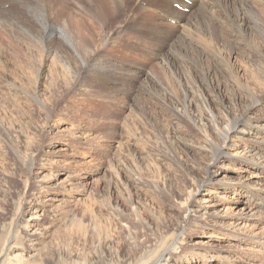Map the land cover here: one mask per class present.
<instances>
[{
  "label": "rangeland",
  "instance_id": "rangeland-1",
  "mask_svg": "<svg viewBox=\"0 0 264 264\" xmlns=\"http://www.w3.org/2000/svg\"><path fill=\"white\" fill-rule=\"evenodd\" d=\"M49 1L56 9H33L39 24L44 11H52L61 26L70 20L88 57L89 31L94 29L101 41L92 47L100 53L81 72L70 73L64 85V60L43 56L48 34L39 41L24 35L21 44L0 38L5 43L0 44V264L11 246H34L39 255L58 245L72 246L82 256L102 252L110 261L116 252L120 264H137L161 258L175 249L174 241L183 243L184 250L171 264H264V194L253 199L231 190L243 168L255 170L253 166H245L240 157L231 163L225 156L219 182H206V166L222 151H217L222 141L217 129L233 126L237 113L230 94L224 91L221 97L214 85L262 92L264 85L252 69L234 74L227 61L194 62L198 54L186 55L181 37H192V44L209 54L214 48L204 34L193 30L169 38L167 33L177 30L168 26L158 33L162 47L140 44L139 55L130 58L118 44L127 35L117 31L124 12H117L111 1L104 0L91 13L86 8L90 0H68L71 9L64 0ZM137 15L136 25L146 30L143 16ZM245 18L251 25L253 16L246 11ZM107 33L115 45L106 42ZM259 101L242 117L246 130L264 117V96ZM242 136L237 134L241 143L256 149L254 158L264 153V133ZM258 172L253 188L264 179ZM195 189L200 192L193 209L202 204L212 214L195 212L189 222L187 201ZM30 203L32 212L24 218V206ZM233 207L240 216H223ZM244 232L262 239H246Z\"/></svg>",
  "mask_w": 264,
  "mask_h": 264
},
{
  "label": "bare ground",
  "instance_id": "bare-ground-1",
  "mask_svg": "<svg viewBox=\"0 0 264 264\" xmlns=\"http://www.w3.org/2000/svg\"><path fill=\"white\" fill-rule=\"evenodd\" d=\"M64 1L66 4V9H71L70 2H68V0H64ZM109 1H111L115 5L114 9H116L117 12L119 13L121 11L124 12L123 14L124 19L121 22L122 24L117 28V31L121 33L125 30L127 31V35L125 38L120 40L121 42L118 44L120 45L122 52L126 54L128 57L133 58L134 56L139 55L138 45L140 44H143L144 47H147L148 45L162 47L163 44H162V40L160 39L161 36H159L158 33H160L161 30L163 31V29H165L166 26L177 30V31L174 30L169 31L167 33L169 38H171V35H174V33L176 32L179 33L183 32V34L184 32H190V34L192 35L193 30H197L202 34H204V36L206 37L205 43L208 42L209 45L214 48V50L209 49L208 52L209 54H207L205 48L199 46L196 47L192 44L193 43L192 37H190L189 40L186 41L185 38L182 36L181 37L182 42L187 43V47H185L186 48L185 54L186 55H193L195 53L198 54L196 58H192L194 62H196V60H198L199 58L201 59L215 58L216 60L219 59V61H227L231 65V72L234 74H240L242 68H246V69L251 68L252 72H254V77L257 80H260L264 85V0H109ZM103 2L104 0H90L89 2H86L87 4L86 8L90 9L89 12L91 13L93 12L92 11L93 9H100V4ZM33 9H56V7L55 4L50 3L49 0H0V38H4L2 36L4 35L7 36L8 39L13 41L15 44L16 43L21 44V39L24 35L28 34L30 37L33 38V40L39 41L42 38H44L46 34H48L49 38L46 41L47 50L45 49L43 50V56H45L46 59L48 57H51L53 59H59L60 61L64 60L61 68V75L64 76L63 78L65 80L64 83L65 85L67 84L66 82L70 81V73L76 75V71L81 72L84 66H87L90 62L95 61L96 60L95 58L99 56L100 53L99 49L93 48L92 44L97 40L101 41V36H99L100 34L97 36L93 31L94 29L90 27L92 30L89 31L91 44L88 45L90 52L88 57L87 55L82 53L79 48V41L77 39V36L75 32L72 30V27L70 28V24L67 23L70 20H68L65 25L61 26L55 21L56 18L54 17V13L52 11H44L45 13L44 19H41L43 17V14L40 13L41 14L40 22L43 24L41 26L34 17ZM246 11L253 16V22L251 23V25H249L247 19L245 18ZM138 12L140 13V15L143 16V20H145V25L142 27H144L146 30H141L138 27L139 25L138 26L136 25V19H138L137 17L139 15V14L137 15ZM176 20H179L181 22V25L180 24L174 25L172 23L175 22ZM234 32L236 34H234ZM226 34L228 36H226ZM59 37H61V42H58ZM106 42L109 45H115V41L112 40V34L110 33L106 34ZM226 43H228L227 50L225 49ZM0 44H2L3 46L5 43H2L0 41ZM1 56H2V49H0V57ZM238 60L243 63L239 65ZM199 61L201 60L199 59ZM232 85H233V89L230 88L228 84L222 85L221 83H216L214 85V90L217 92V94L221 95L224 91L230 94L231 99L237 105V113L231 118L232 120L231 122L233 126H230L229 128H224V126L223 127L221 126L222 128L217 129L219 133L222 134V141L218 146L219 150L217 149L216 150L219 152L221 150L222 151L217 158H214L206 166L207 169L206 182L210 184H216L219 182L220 180L219 175L221 173L220 169L223 167L222 165L226 163V160L224 158L225 156L226 159L229 160L231 163H236L237 160L239 159H235V157H240L241 160L245 162V166L250 167L251 165L255 170L251 169L248 171V168H243L242 171H244V173H241L238 180H236L235 184L231 185L232 192L233 191L238 192L241 190L240 193L244 196H248L249 198H253V199L261 198L262 194H264V188H263L264 179L261 180L257 179L256 185L259 186L257 187L255 186L256 188H253L252 186L255 185L253 184L255 183L253 181V177L257 169L259 171L258 173L264 175V153H259V156L257 158H254L251 153L253 151H256V149L255 148L252 149L250 148L251 146L248 147L245 145V143H241L240 139L237 138V134L242 133L243 134L242 137H244L245 133L251 134L257 130L258 131L260 130L262 133H264V125L262 124L264 117L263 118L260 117L259 121L256 124L251 123L249 126L250 128L248 130L244 129L241 126L243 124L241 122L242 117L246 115L250 111V109L255 105L254 102L258 101L260 103L259 98L261 96H264V88L262 92H257L256 90H252L249 87L250 93H244L242 89L237 88L234 84ZM248 95H250V97H248ZM248 98H250V101L248 100ZM212 102L213 101L211 100L210 103L211 106L213 105ZM207 140L209 143L208 146L210 148L212 146V141L209 138ZM263 142H264V138H263ZM217 151H215V153ZM201 185L199 184L198 186L201 187ZM242 190L245 191L242 192ZM199 192L200 189H195L192 193H189V197L191 196V199L187 201L188 209L186 210V215H185L186 221H188L192 217L195 218L196 216L195 212L198 211H202V213H204L203 214L204 216L206 214H212L211 209L202 204H200L199 209L197 210L193 209L192 205L194 204V202H198L197 196L199 195L198 194ZM262 199L264 202V198ZM247 207L249 206L247 205ZM24 209L26 210L22 213L23 215L21 213L20 214L24 216V218H26V216L32 212V203H30V205L29 204L25 205ZM217 215L218 214L216 213L215 217ZM234 215L240 216L239 213L235 211V207H233L232 211H226L223 214V216H225L226 218L227 216L233 217ZM262 217L263 215L258 212L257 218H259L260 220ZM205 222L207 221L205 220ZM214 223L219 224L220 221L215 220ZM32 225L33 223H30L29 227H32ZM246 231H248L249 233V230ZM242 236L246 237V239H252L254 238V236L255 238L262 239V236L264 237V234H262V236L261 234H252L251 236L250 234L244 232V235ZM40 237H41L40 235H35V240H39ZM111 241L113 242V240ZM260 244H264V242H260ZM103 245L104 243L101 242V246ZM173 245H176L175 249L165 251V253L162 255L161 258L150 259L147 262H142L137 264H171L172 259H174V257L180 258L179 256L183 253L182 252L178 254L177 253L178 250L180 248L184 250L183 243L177 245L176 242L174 241ZM68 248L66 249L63 248L61 245H58L56 251L54 250L49 252L46 251L47 253L44 254L41 251L39 255H35L34 246H31L26 250L24 249L19 250L17 246L16 247L11 246L6 249L7 259L6 261H4V264H13L12 263L13 261L15 262V264H31V263L32 264H105L106 262H110L109 264H120L119 261L120 256L118 253L116 254V252L114 259L110 261L109 259H106L105 256H102L103 255L102 252L101 254L99 253L98 256H96L95 253H91V252L86 254L85 256H82L80 253H78L77 250L73 252V247L71 249ZM17 252L20 253L17 254ZM13 253H15V255H13L12 258L8 257ZM75 256L77 257L76 259H78L79 261H76L74 259Z\"/></svg>",
  "mask_w": 264,
  "mask_h": 264
}]
</instances>
